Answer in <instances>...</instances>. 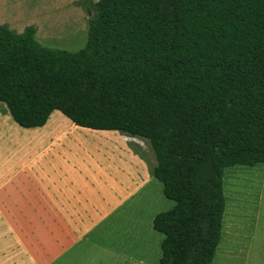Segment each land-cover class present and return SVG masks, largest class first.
<instances>
[{
    "label": "trees",
    "instance_id": "trees-1",
    "mask_svg": "<svg viewBox=\"0 0 264 264\" xmlns=\"http://www.w3.org/2000/svg\"><path fill=\"white\" fill-rule=\"evenodd\" d=\"M84 1L95 14L76 51L0 24V101L23 127L58 109L148 139L174 202L152 220L158 264H210L225 169L264 163V0Z\"/></svg>",
    "mask_w": 264,
    "mask_h": 264
},
{
    "label": "crops",
    "instance_id": "crops-1",
    "mask_svg": "<svg viewBox=\"0 0 264 264\" xmlns=\"http://www.w3.org/2000/svg\"><path fill=\"white\" fill-rule=\"evenodd\" d=\"M155 165L146 138L79 126L58 109L23 127L0 101V264H158L152 220L174 202ZM259 239L245 236L238 251L255 263L219 264H264Z\"/></svg>",
    "mask_w": 264,
    "mask_h": 264
},
{
    "label": "rangeland",
    "instance_id": "rangeland-1",
    "mask_svg": "<svg viewBox=\"0 0 264 264\" xmlns=\"http://www.w3.org/2000/svg\"><path fill=\"white\" fill-rule=\"evenodd\" d=\"M93 14L95 10L87 8L84 0H0L1 24L18 33L33 25L36 39L42 45L68 51L79 50L85 45L88 18ZM135 152L139 154L138 150ZM263 169L264 164L235 165L225 169L226 210L222 239L212 264L225 261L255 263V254L242 256L238 251L246 244L245 236L253 238L257 235L264 243V178L260 183L256 182Z\"/></svg>",
    "mask_w": 264,
    "mask_h": 264
}]
</instances>
